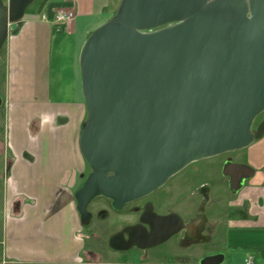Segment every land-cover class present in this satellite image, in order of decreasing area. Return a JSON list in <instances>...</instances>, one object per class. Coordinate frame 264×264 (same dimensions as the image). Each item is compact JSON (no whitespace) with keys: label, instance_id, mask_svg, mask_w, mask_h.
Segmentation results:
<instances>
[{"label":"water","instance_id":"1","mask_svg":"<svg viewBox=\"0 0 264 264\" xmlns=\"http://www.w3.org/2000/svg\"><path fill=\"white\" fill-rule=\"evenodd\" d=\"M35 0H0V51ZM87 112L79 137L90 169L75 192L83 227L98 197L120 212L191 163L247 148L264 135V0H122L79 55ZM2 100L0 97V106ZM253 169L227 164L237 192ZM192 224L148 203L110 237L116 253L154 248ZM222 253L198 264H224Z\"/></svg>","mask_w":264,"mask_h":264},{"label":"crops","instance_id":"2","mask_svg":"<svg viewBox=\"0 0 264 264\" xmlns=\"http://www.w3.org/2000/svg\"><path fill=\"white\" fill-rule=\"evenodd\" d=\"M121 1L41 0L9 26L0 51V244L6 263L83 264L80 255L90 259L86 264H104L103 255L86 245L90 238L82 234L74 198L90 172L79 150L87 118L79 55L88 36L115 15ZM49 3L73 8L75 18L58 30L40 18ZM234 153L236 162L254 170L253 176L232 193L223 221L203 219L193 231L209 241L220 236L231 253L217 249L201 253L197 261L177 254L174 261L108 264H198L218 253L225 255L224 264H234L227 261L237 251L245 252L242 260L251 256L255 264H264V136ZM178 191L175 186L170 192ZM41 217L47 222L41 223Z\"/></svg>","mask_w":264,"mask_h":264},{"label":"rangeland","instance_id":"3","mask_svg":"<svg viewBox=\"0 0 264 264\" xmlns=\"http://www.w3.org/2000/svg\"><path fill=\"white\" fill-rule=\"evenodd\" d=\"M41 0H35L31 5L37 6ZM30 5V6H31ZM59 8V7H58ZM56 8V9H58ZM63 8V7H62ZM55 10V9H54ZM264 115V112H263ZM2 117L0 116V140L2 139L1 130H2ZM235 153H226L217 157L197 161L191 163L186 168H184L181 172L177 173L173 176L167 185L153 196L157 198L166 199L163 201H159L157 203V210L159 212L169 211V210H184V212H189L190 216L192 215H200L204 216L203 219H210L211 217L216 221H223L224 218V207L229 200H231L232 191L229 188L228 180L224 178L221 174L223 162L232 158L235 159ZM5 168V167H4ZM3 169V163H0V173ZM89 167L87 171L89 172ZM196 173V174H194ZM186 179V180H185ZM184 181V182H182ZM203 184L207 186L206 191H201ZM181 185V186H180ZM179 187V191L176 194L172 193L171 198L169 199L170 191L174 189V187ZM181 187V188H180ZM159 190V189H158ZM157 190V191H158ZM201 191V192H200ZM210 192V194H208ZM3 183L0 181V234L3 231ZM161 194H165L166 196L162 197ZM150 197H148L149 199ZM170 205H166L164 207V203H169ZM138 203H133L129 206V210L131 207L135 206ZM89 209L94 211V218L91 221L89 227H83L82 234L86 236V245L92 249H96L99 253L103 255L101 259L104 264H108L109 262H115L125 260L126 262L121 263H138L142 261H151L153 259L158 261H174L175 256L181 253L180 250H187L185 255H188L192 261H197L198 256L207 251L224 249L231 253V249H227L226 243L219 236L215 239H212L204 244H196L189 246L188 248L176 247V241L179 239L178 237H174L172 240L166 242L163 245L157 246L156 248L148 249L146 251H138L132 250L128 253H114L107 246L108 237L115 231L119 230L124 224L134 222L135 217L126 216L124 213H114L111 210L109 200L98 197L89 206ZM101 216H106L105 218H101ZM42 221L47 222L45 217H41ZM179 251V253H178ZM2 247L0 244V264H9L3 260ZM183 254V255H184ZM245 254L243 251H237L232 254V256L228 259L227 262L231 260L234 264H243L242 256ZM54 255V254H53ZM86 255V254H85ZM86 257V256H85ZM88 257V256H87ZM52 259V258H46ZM77 259L80 261L83 260V264H86V261H90L89 258L84 259L82 256L77 255Z\"/></svg>","mask_w":264,"mask_h":264},{"label":"flooded vegetation","instance_id":"4","mask_svg":"<svg viewBox=\"0 0 264 264\" xmlns=\"http://www.w3.org/2000/svg\"><path fill=\"white\" fill-rule=\"evenodd\" d=\"M264 120V115H263V113H261L256 119H255V121H254V123H253V129H255L256 127H257V125L261 122V121H263ZM264 136V135H263ZM262 136V137H263ZM261 137V138H262ZM260 138V139H261ZM256 142V141H255ZM236 152V151H235ZM233 153V152H232ZM220 156V155H219ZM217 157V156H216ZM213 158V157H212ZM207 159H209V158H207ZM203 160H205V159H203ZM201 161V160H200ZM197 162V161H196ZM227 164H240V163H238V162H236L235 161V159H232V158H228V159H226L224 162H223V166H222V170H221V174H222V171H223V169H224V167L227 165ZM252 169V168H251ZM254 171V170H253ZM181 172V171H180ZM194 174H196V173H194ZM254 174V173H253ZM175 176V175H174ZM222 176H223V174H222ZM253 176V175H252ZM224 178H226L227 180H228V184H229V188L231 189V191H232V193H233V190H232V188L230 187V178L229 177H225V176H223ZM172 178V177H171ZM170 178V179H171ZM251 178V177H250ZM170 179L166 182V184L164 185V186H162L163 188L167 185V183L170 181ZM186 180V179H185ZM246 180H244L243 181V183L245 182ZM182 182H184V181H182ZM243 183H242V185H243ZM181 186V185H180ZM162 187L161 188H159V190L157 191H154L153 193H151V194H149L148 196H146V197H143V198H141V199H138V200H135V201H133V202H131V203H129V204H127L125 207H124V209L122 210V211H120V212H116V211H114V210H112V208H111V210H112V212H114V213H124V214H126V216H128V215H130V216H134L135 217V220H134V222H131V223H126V224H124L121 228H119V230H117V231H115V232H113L109 237H108V239H107V243H108V240L110 239V237L111 236H113V235H115V234H117L118 232H120V231H122L124 228H126V227H128V226H132V225H136V224H138L139 223V219H140V216L142 215V213L144 212V209H145V206L148 204V203H150L152 206H153V211L155 212V213H157V214H159V215H166V214H169V213H177L178 215H180V217L183 219V222H184V224L185 225H187V224H189V223H191L192 224V227H191V229H184V230H181L179 233H177L176 235H174V236H172L168 241H170V240H172L174 237H178L179 236V239H177V241H176V244H175V246L176 247H181V248H188L189 246H192V245H198V244H204V243H206V242H208L209 241V239L207 238L206 239V237H204V235L201 233V235H200V237H198V236H196V234H194V228H195V226H197V224H199L201 221L203 222V216H200V215H198V216H196V215H192V216H190V214H189V212H184V211H178V212H176V210H169V211H162V212H159L158 210H157V203L159 202V201H163V200H165L166 199V195L165 194H161L162 195V197L164 196L165 197V199H163V198H155L153 195L154 194H156V193H158L159 191H160V189H162ZM242 187V186H241ZM181 188V187H180ZM241 189V188H240ZM239 189V190H240ZM238 190V191H239ZM201 191H203V189L201 190ZM170 193V195H169V199L171 198V192H169ZM148 197H150L149 199H148ZM109 203H110V201H109ZM133 203H138V204H136L135 206H133V207H131V210L130 211H127L126 212V210H129V206L131 205V204H133ZM166 205H170V202L169 203H164V207H166ZM90 206V205H89ZM110 207H111V205H110ZM92 214V213H91ZM106 216H101V218H105ZM92 219H93V215H92ZM92 221V220H91ZM199 221V223H197V222ZM91 224V223H90ZM195 224V225H194ZM90 226V225H89ZM89 226H87V227H89ZM194 226V227H193ZM202 232V231H201ZM168 241H166V242H168ZM165 242V243H166ZM165 243H163V244H165ZM163 244H161V245H163ZM108 246V245H107ZM158 246H160V245H158ZM157 247V246H156ZM156 247H154V248H156ZM150 249H152V248H150ZM132 250H138V251H146V250H148V249H146V250H140V249H138V248H136V247H133V248H131V249H129L128 251H126L127 253L129 252V251H132ZM181 251V253H179V251H178V253L179 254H181V255H183L184 253H182V252H185L186 253V251L187 250H185V249H183V250H180ZM126 252H121V253H126ZM114 253H116V252H114Z\"/></svg>","mask_w":264,"mask_h":264},{"label":"built area","instance_id":"5","mask_svg":"<svg viewBox=\"0 0 264 264\" xmlns=\"http://www.w3.org/2000/svg\"><path fill=\"white\" fill-rule=\"evenodd\" d=\"M40 18L42 20H50L47 17L46 13L40 14ZM74 18H75V12L73 8L71 7L58 8L53 11V19L50 21L57 26L58 30H60L61 26L68 25ZM243 264H255L253 257L248 256L244 258Z\"/></svg>","mask_w":264,"mask_h":264},{"label":"trees","instance_id":"6","mask_svg":"<svg viewBox=\"0 0 264 264\" xmlns=\"http://www.w3.org/2000/svg\"><path fill=\"white\" fill-rule=\"evenodd\" d=\"M45 5V2H43L40 6V9L41 7H43ZM56 7H61V5H55V4H52V3H49L47 4V6L45 7L46 8V14H47V17L52 20L53 19V9L56 8Z\"/></svg>","mask_w":264,"mask_h":264},{"label":"bare ground","instance_id":"7","mask_svg":"<svg viewBox=\"0 0 264 264\" xmlns=\"http://www.w3.org/2000/svg\"><path fill=\"white\" fill-rule=\"evenodd\" d=\"M196 222H197V221H196ZM198 222H199V221H198ZM198 222H197V223H198Z\"/></svg>","mask_w":264,"mask_h":264}]
</instances>
